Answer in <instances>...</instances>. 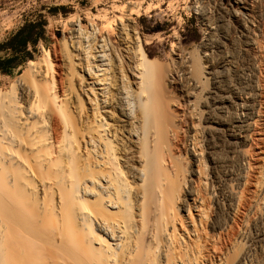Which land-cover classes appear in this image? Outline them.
<instances>
[{"label": "bare ground", "instance_id": "1", "mask_svg": "<svg viewBox=\"0 0 264 264\" xmlns=\"http://www.w3.org/2000/svg\"><path fill=\"white\" fill-rule=\"evenodd\" d=\"M193 7L169 55L124 14L0 75V264H264V0Z\"/></svg>", "mask_w": 264, "mask_h": 264}, {"label": "rangeland", "instance_id": "2", "mask_svg": "<svg viewBox=\"0 0 264 264\" xmlns=\"http://www.w3.org/2000/svg\"><path fill=\"white\" fill-rule=\"evenodd\" d=\"M194 1L0 0V75L15 79L31 59L42 55L43 43L53 42L52 30L59 29L57 37H61L63 26H71L75 20L91 26L125 14L144 29L154 53L169 55L173 42L180 36L185 46L191 47L204 34ZM24 40H27L26 47L22 45Z\"/></svg>", "mask_w": 264, "mask_h": 264}, {"label": "trees", "instance_id": "3", "mask_svg": "<svg viewBox=\"0 0 264 264\" xmlns=\"http://www.w3.org/2000/svg\"><path fill=\"white\" fill-rule=\"evenodd\" d=\"M22 45H23L24 47H26V45H27V40H24V41L22 42Z\"/></svg>", "mask_w": 264, "mask_h": 264}]
</instances>
